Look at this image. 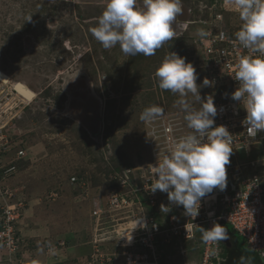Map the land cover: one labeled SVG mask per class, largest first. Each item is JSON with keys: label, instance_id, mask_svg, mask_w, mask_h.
Masks as SVG:
<instances>
[{"label": "rangeland", "instance_id": "1", "mask_svg": "<svg viewBox=\"0 0 264 264\" xmlns=\"http://www.w3.org/2000/svg\"><path fill=\"white\" fill-rule=\"evenodd\" d=\"M105 3L0 0V70L8 75L5 85L11 91L22 84L34 95L25 100L20 108L23 117L16 122L22 129L26 155L8 181L25 211L31 213L20 226L29 230L23 234L20 254L24 264H78V259L85 264L93 250L88 237L95 223L89 212L93 207L91 195H77L83 188L77 181L72 183L71 177L84 176L94 199L109 186L112 167L122 171L148 160L155 144L154 131L161 122L158 117L142 121L141 113L153 105L182 110L176 103L179 94L161 90L155 71L173 52L188 62L190 35L198 30L197 22L210 21L215 10L210 0H181L183 11L173 25L176 37L155 55L130 56L118 44L105 49L90 32ZM223 11L222 24L235 36L243 22L231 8ZM180 21L196 22L180 30ZM198 75L202 99L216 97V89L204 90ZM186 99L197 109L203 102L190 93ZM239 157H246L244 149L239 150ZM177 206L181 205L170 201L163 206L160 200L155 212L167 224V216ZM104 223L100 227L104 226L107 236L118 226L116 221ZM201 238L199 234L191 241L169 243L162 252V263L202 264ZM238 238L243 246L244 237ZM105 244L109 246L108 241Z\"/></svg>", "mask_w": 264, "mask_h": 264}, {"label": "built area", "instance_id": "2", "mask_svg": "<svg viewBox=\"0 0 264 264\" xmlns=\"http://www.w3.org/2000/svg\"><path fill=\"white\" fill-rule=\"evenodd\" d=\"M210 1L215 8L214 17L202 30L205 36L198 33L192 37L189 51L195 67L214 81L211 87H223V93L214 102L217 107L215 124L226 126L232 134V154L242 148L247 158L231 160L230 156V163L226 166V189H214L202 198L199 214L195 218L186 215L183 206H177L171 210L165 224L162 219L148 213L146 208L156 207L168 195L159 190L155 193L150 190L156 180L153 166L163 160L175 141L192 131L187 128L184 111L165 108L157 118L161 126L154 131L155 144L148 160L113 172V179L120 189L111 192L105 205L98 196L92 200L95 223L90 243L93 250L87 264H161V247L180 240L195 239L201 227L209 229L214 223L222 222L231 225L235 232L244 237L249 247L257 253L259 264H264V131L250 137L243 123L247 112L240 102L231 99V94L239 86L232 76L236 65L241 56L251 53L222 24L223 9L231 8L229 0ZM179 27L186 29L187 22H181ZM5 84L0 81V264H15L13 254L20 249L21 242L17 223L23 216L25 205L22 201L10 202L16 189L6 180L16 173L17 163L26 155L22 129L16 126L25 99L15 86L9 91ZM257 143L262 144L260 158L250 156L252 146ZM71 181H77V177L72 176ZM85 182L82 180L79 183L88 195ZM210 200L214 203L211 204ZM141 217L146 226L133 230ZM104 221V225L108 221L118 224L109 236L103 231L104 226L100 227ZM125 235L132 236L131 242L127 241ZM106 241L113 246L107 251L102 248ZM202 246V264L225 263L227 257L221 240L203 241Z\"/></svg>", "mask_w": 264, "mask_h": 264}, {"label": "clouds", "instance_id": "3", "mask_svg": "<svg viewBox=\"0 0 264 264\" xmlns=\"http://www.w3.org/2000/svg\"><path fill=\"white\" fill-rule=\"evenodd\" d=\"M229 3L231 10L237 12L243 22L235 33L236 39L251 53L241 56L236 65L232 76L239 86L231 94V99L245 108L247 115L243 123L249 136L255 137L264 131V0H229ZM182 11L181 0H106L97 25L90 32L105 49L118 44L126 55L152 56L176 37L173 25ZM184 22H187L188 27L184 29L187 30L196 21ZM207 22H197L198 30L190 35L189 54L192 37L198 33L205 36L202 30L207 27ZM197 70L191 62H186L185 57L173 52L155 71L161 90L179 94L180 99L176 103L184 111L187 128L192 131L175 141L163 160L153 166L156 180L150 188L153 193L157 190L166 192L172 204L183 206L185 214L193 218L199 214L202 198L214 189H226V166L233 153L232 134L226 126L215 124L217 107L214 102L217 99L211 95L202 99L200 95ZM202 84L212 88L214 81L205 78ZM189 93L196 101H203L198 109L186 99ZM162 113L161 107L149 106L141 113L140 119L151 122ZM138 226H146L142 217L136 221L133 230ZM200 231L205 243L228 239L225 227L219 223H214L209 229L201 227ZM125 237L131 242V235Z\"/></svg>", "mask_w": 264, "mask_h": 264}, {"label": "trees", "instance_id": "4", "mask_svg": "<svg viewBox=\"0 0 264 264\" xmlns=\"http://www.w3.org/2000/svg\"><path fill=\"white\" fill-rule=\"evenodd\" d=\"M138 55V54H137ZM140 55V54H139ZM187 61L188 62H191L192 64H193V66L195 67V63H194V61L192 60V58L190 57L189 59H187ZM196 73L197 74H199L198 76L200 77V78H203V80L207 77L206 76V74L204 73V71L203 70H197L196 71ZM202 86H203V84H202ZM205 89L204 90H207L209 87H206V86H203ZM214 89H216V91L214 92V95L216 96V97H214L213 99L214 100H216V99H218L220 96H221V94L223 93V87L222 86H218V87H215ZM166 92H169L168 90H165ZM206 93H207V91H206ZM23 160L24 159H22V160H20L18 163H17V168L19 167V163L21 164V161L23 162ZM130 167V166H129ZM115 170H119L118 168H116V167H112V169H111V171H110V173H112L113 174V172L115 171ZM109 173V174H110ZM111 174V175H112ZM111 175L109 176V179H110V181H109V186L108 187H105V189L102 191V193L100 194V195H98V197L102 200V204L103 205H105L106 203L105 202H107V200H108V196L111 194V192L112 191H115V190H119L120 189V187H119V184H118V182L115 180V179H112L111 178ZM76 177H77V184H80L79 182L80 181H82V180H84V181H86L87 182V180H86V178L84 177V176H82V175H79L78 174V176L76 175ZM9 180H6V183L9 185V182H8ZM75 182H73V183H75ZM78 186V185H77ZM81 188H83V187H81ZM84 189V188H83ZM83 189H81V191H82V193H80V190L77 192V195H80V196H83V194H85L84 193V191H83ZM90 189L88 188V191H89ZM86 195V194H85ZM91 195V196H90ZM93 195L94 194H91V192L89 191L88 192V197L90 196V198H91V200L89 201V204L90 205H92V207H93ZM88 197L86 198V200L88 199ZM95 197V196H94ZM97 197V196H96ZM18 201H22L21 199H20V197H19V195L17 194V190H15L14 191V195H13V197L11 198V200H10V202H18ZM161 201H163V206H164V204H165V202L166 201H169V199H168V195L167 196H164L163 198H162V200ZM147 208V211H148V213H150V214H153V215H155L156 217H158V215H157V213L155 212V211H157V210H159L160 208H157V207H152V206H147L146 207ZM92 210H93V208H91V210L89 211L90 212V218H92V220H94V217L92 216ZM25 208H24V213H23V216L21 217V219L18 221V232H19V234H20V237H21V242H20V249L17 251V252H15L14 254H13V258L16 260V263L15 264H24L23 262H20V254H21V249L23 248V244L24 243H22L23 242V240H24V236H23V234H22V230L20 229V226L23 224V222H24V218H26L27 216H25ZM160 220H161V218L160 217H158ZM220 224H227V223H220ZM22 227V226H21ZM92 227H91V230L89 231V243H90V240H91V237H92ZM237 233V232H236ZM199 234L201 235V237H202V233L199 231L198 233H197V238H199ZM197 238H195V239H197ZM202 239V238H201ZM191 240H194V239H190V241ZM202 242V244H203V240L201 241ZM103 245H105V247L106 248H103ZM112 244H109V246H110V248H109V246L107 245V244H102V248H103V250H106L107 251V249L109 248V249H112L113 248V246H111ZM168 245V244H167ZM167 245H165V246H163V247H161L160 248V250H163L164 251V248L167 246ZM166 248H168V247H166ZM202 250H203V247H202ZM91 254V253H90ZM89 254V255H90ZM224 254H225V257H227L226 258V260H225V263L224 264H233V260H232V254L229 252V250L225 247V249H224ZM89 255L88 256H86V260H84L85 261V264H87V258L89 257ZM259 259V258H258ZM80 259H78L77 260V262H78V264H80ZM161 264H163L162 263V260H161Z\"/></svg>", "mask_w": 264, "mask_h": 264}, {"label": "crops", "instance_id": "5", "mask_svg": "<svg viewBox=\"0 0 264 264\" xmlns=\"http://www.w3.org/2000/svg\"><path fill=\"white\" fill-rule=\"evenodd\" d=\"M261 148H262L261 143L254 144L252 146V151H254V153L256 154L253 157H259V158L261 157V154H262ZM241 149L242 148L237 149L236 152L231 155V160H236V158H238L239 160H243V159L247 158V157H245V158L239 157V150H241ZM252 151H251V155H252ZM27 211H28V209L25 211V213H26L25 216H27L26 219L28 218V215L31 214L29 211L28 212ZM24 223L26 224L27 220H25V222H23V224H22L23 226L25 225ZM230 227L231 228L225 227V229L229 232V236H230V240H231L232 245L230 247H228L224 242H222V244L225 245V247L229 250V252L234 255V257L232 255L233 262L237 263V264H259V259H258L259 257L257 255V253L249 247L246 240H244L245 241L244 245L241 246L239 238H238L239 234L234 231L232 226H230ZM22 231H23L22 234L29 232V230H22ZM24 236H26V235L24 234ZM181 241L182 240H180L178 242H181ZM172 244H176V243H172Z\"/></svg>", "mask_w": 264, "mask_h": 264}, {"label": "bare ground", "instance_id": "6", "mask_svg": "<svg viewBox=\"0 0 264 264\" xmlns=\"http://www.w3.org/2000/svg\"><path fill=\"white\" fill-rule=\"evenodd\" d=\"M0 79H2L3 81H8V76L4 72H2L1 70H0ZM16 88H17L18 92L21 93L22 95H24L25 97H27V98L33 97V92L27 86H24L22 84H17ZM86 114L87 113H85V115ZM210 203L213 204L214 201L210 200Z\"/></svg>", "mask_w": 264, "mask_h": 264}, {"label": "water", "instance_id": "7", "mask_svg": "<svg viewBox=\"0 0 264 264\" xmlns=\"http://www.w3.org/2000/svg\"><path fill=\"white\" fill-rule=\"evenodd\" d=\"M227 234H228V239L226 240H221L222 242H224L228 247H230L232 245L231 240H230V236H229V232L226 230Z\"/></svg>", "mask_w": 264, "mask_h": 264}]
</instances>
